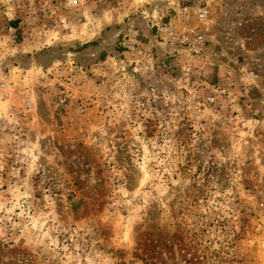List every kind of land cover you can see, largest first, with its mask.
I'll return each instance as SVG.
<instances>
[{
    "label": "rangeland",
    "instance_id": "1",
    "mask_svg": "<svg viewBox=\"0 0 264 264\" xmlns=\"http://www.w3.org/2000/svg\"><path fill=\"white\" fill-rule=\"evenodd\" d=\"M0 264H264V0H0Z\"/></svg>",
    "mask_w": 264,
    "mask_h": 264
},
{
    "label": "built area",
    "instance_id": "2",
    "mask_svg": "<svg viewBox=\"0 0 264 264\" xmlns=\"http://www.w3.org/2000/svg\"><path fill=\"white\" fill-rule=\"evenodd\" d=\"M78 2H79V0H73V4H78ZM183 10H184L185 15H187V17H189L190 16L189 7H185ZM198 11H199V17L202 20L207 17L208 10L206 8H199ZM183 38L186 39V40H189V38L186 37V36H183ZM193 40L196 43H200L203 40V36L201 34H198V35L194 36ZM134 45H136V44H134ZM134 48H136V46H134Z\"/></svg>",
    "mask_w": 264,
    "mask_h": 264
},
{
    "label": "crops",
    "instance_id": "3",
    "mask_svg": "<svg viewBox=\"0 0 264 264\" xmlns=\"http://www.w3.org/2000/svg\"><path fill=\"white\" fill-rule=\"evenodd\" d=\"M125 31H126V29L122 30L121 33H122V32H125Z\"/></svg>",
    "mask_w": 264,
    "mask_h": 264
}]
</instances>
